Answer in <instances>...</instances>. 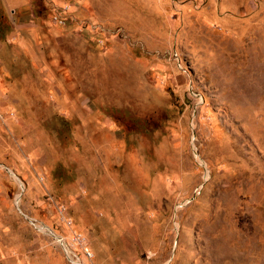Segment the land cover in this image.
I'll return each instance as SVG.
<instances>
[{
	"label": "rangeland",
	"instance_id": "obj_1",
	"mask_svg": "<svg viewBox=\"0 0 264 264\" xmlns=\"http://www.w3.org/2000/svg\"><path fill=\"white\" fill-rule=\"evenodd\" d=\"M75 262L264 264V0H0V264Z\"/></svg>",
	"mask_w": 264,
	"mask_h": 264
},
{
	"label": "water",
	"instance_id": "obj_2",
	"mask_svg": "<svg viewBox=\"0 0 264 264\" xmlns=\"http://www.w3.org/2000/svg\"><path fill=\"white\" fill-rule=\"evenodd\" d=\"M7 170H8V172H9V174H10L11 176L16 177L15 174H14L11 170H9V169H7ZM23 215H24V217H26L30 222H32V219H31V218H28L27 215H25V214H23ZM39 229H45L46 232L49 234V236H51V238H52L55 242H57V243L63 248V250L69 255L68 250H67V248H66L64 242L62 241V239H61L57 234H55L53 231H51V230H50L49 228H47L45 225L40 226Z\"/></svg>",
	"mask_w": 264,
	"mask_h": 264
},
{
	"label": "bare ground",
	"instance_id": "obj_3",
	"mask_svg": "<svg viewBox=\"0 0 264 264\" xmlns=\"http://www.w3.org/2000/svg\"><path fill=\"white\" fill-rule=\"evenodd\" d=\"M75 264H76V262H75Z\"/></svg>",
	"mask_w": 264,
	"mask_h": 264
}]
</instances>
